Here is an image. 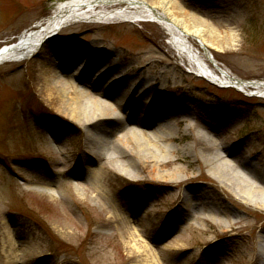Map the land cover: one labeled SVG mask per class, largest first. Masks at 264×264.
<instances>
[{
    "label": "rangeland",
    "instance_id": "374dc122",
    "mask_svg": "<svg viewBox=\"0 0 264 264\" xmlns=\"http://www.w3.org/2000/svg\"><path fill=\"white\" fill-rule=\"evenodd\" d=\"M53 1L0 0V45L48 17ZM176 1L191 30L199 19L216 30L204 33L224 68L264 80V0ZM170 35L149 20L73 21L33 57L0 65V264H264V97L188 72ZM87 48L97 62L89 74L109 59L117 71L131 65L126 78L151 67L159 82L162 72L161 107L145 101L134 109L140 100L131 96L133 108L121 120L100 121V133L64 116L59 92L48 94L46 64L78 81L76 67L52 54ZM124 87L115 84L114 99ZM159 115L175 122L174 138L159 145L176 147L180 160L160 162L157 174L175 171V180L156 178L154 163L144 167L121 139L135 129L155 138L158 128L147 122ZM194 119L237 159L253 197L239 189L244 179L233 176L239 185L232 188L214 175L210 157L220 150L199 140L201 128H188ZM111 129L107 141L100 134Z\"/></svg>",
    "mask_w": 264,
    "mask_h": 264
},
{
    "label": "bare ground",
    "instance_id": "6f19581e",
    "mask_svg": "<svg viewBox=\"0 0 264 264\" xmlns=\"http://www.w3.org/2000/svg\"><path fill=\"white\" fill-rule=\"evenodd\" d=\"M99 2L102 4L116 2L121 5L108 8L103 7L100 9L95 8L96 4ZM51 8V13L48 17L38 21L34 27L32 26L24 30L16 41L2 42L0 47V65L7 62H19L33 57L42 50L47 39L59 34L64 27L73 21L87 20L89 22L99 23L115 21L117 19L125 22L147 19L160 23L168 30L171 34L169 37L170 45L183 61L187 62L186 67L188 68V72L205 78L212 83L216 82L219 85L235 82L232 78L233 74L228 69L220 66V64L217 66L214 64L211 65L209 63L210 58L203 53L209 47L207 42L210 43L209 37L207 36H209V34H214V36H216V30L212 29L211 24H208L204 19H199L200 24H198L195 29L191 30L189 23L185 21L186 17H190L189 13L185 12L176 0H140L139 2L136 0H96L88 2L84 0H54L51 4ZM205 30H208L207 32H209V34L206 32L208 35H205ZM195 32L201 35V37L196 35ZM191 37L195 38L199 48L195 46ZM87 49L88 51L84 52V55L95 58V54L91 53L93 48ZM52 56L55 60L61 58L60 53H53ZM114 62L109 59L108 62L98 63L95 67V75L94 73L89 74L88 70L96 65V61L87 66L76 68L77 71L75 73L79 74L78 81H76L77 78L74 74L65 76L64 73H61L63 71L59 72L57 69L59 67L55 66V62H48L46 64V73L51 83L47 88L48 94L50 93V95H52V99L53 91L56 90L59 92V96L62 100L60 111L64 116L72 119L81 127H92L94 129L100 121L103 122L106 119L121 120V114L125 112L123 110H128L129 107L133 108L128 106V100L131 96L135 97L138 101L140 100L137 102L134 109L141 107L145 101L149 104L157 103L158 107H161L160 101L157 100V96L155 97V101L153 98L157 88L162 87L159 85L163 79L162 72L160 73L161 81L159 82L154 81L156 78L151 75V67L150 70L149 68L144 70V73L139 72L138 74L126 78L124 72L132 69L131 65L117 71ZM69 63L71 66H74V62L71 60L63 61V64H68V66ZM123 80L125 87L117 95L119 99H116L117 96L114 99L112 95L115 94L114 86ZM241 83L242 84H239V86L243 89L264 94V81L244 80ZM111 96L113 98H111ZM162 116L163 115H159V121L154 119L153 121L147 122L148 124L157 126L158 134H155V138L151 139L149 136H142L143 138L138 137L136 136L137 130L135 129L132 130L133 135L129 136L125 134L121 139H123V145L125 144L126 148L128 147V152L130 153L128 154L137 158L144 167L147 164L154 163V167L150 170V173L154 174L155 172L156 175H154L156 178L160 180H175L177 179L175 171H158L157 174V165L169 159L170 156H175V154H177L176 147L159 145V139L166 142L167 139H173L175 136L173 135V128L175 125L174 119H162ZM188 123V128H201L196 134L199 140L202 141L203 144H206V148L220 150L221 153L217 152L210 157V162L213 163L217 170L214 175L220 177L221 180L226 178L225 183L232 188L239 185V183L233 180V176L244 179L247 186L239 185V189L244 190L248 194V198L253 197V192L250 190L253 188V186H251L252 184L236 171L237 167L235 164L237 159L228 157V154H223V152L227 153V151H224V149L220 147L221 142L219 138L211 134L209 128L199 123L196 119ZM94 130L100 133L98 129ZM112 132L113 130L111 129L104 133L102 132L100 135L105 134L106 140L108 141L111 138L110 134ZM141 133L145 135L144 131H141ZM95 139V135L90 132L87 142L95 151V154H98L97 149L93 145V140ZM175 157L176 160H180V157ZM122 164L124 165L121 166V168L127 170V164L125 162ZM255 203H257V201H255ZM257 205L260 207L259 202Z\"/></svg>",
    "mask_w": 264,
    "mask_h": 264
},
{
    "label": "water",
    "instance_id": "95a60500",
    "mask_svg": "<svg viewBox=\"0 0 264 264\" xmlns=\"http://www.w3.org/2000/svg\"><path fill=\"white\" fill-rule=\"evenodd\" d=\"M239 80V79H238Z\"/></svg>",
    "mask_w": 264,
    "mask_h": 264
}]
</instances>
